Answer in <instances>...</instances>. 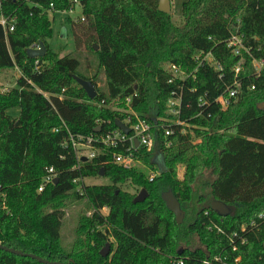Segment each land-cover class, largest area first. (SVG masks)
<instances>
[{
	"label": "trees",
	"instance_id": "16d2710c",
	"mask_svg": "<svg viewBox=\"0 0 264 264\" xmlns=\"http://www.w3.org/2000/svg\"><path fill=\"white\" fill-rule=\"evenodd\" d=\"M158 5L159 0L4 2L3 11L17 22L7 37L0 26V73L17 69L21 77L11 91H0L1 245L65 264H204L208 257L214 264L216 256L228 264H264V68L258 75L253 66L254 60L264 62V0H188L181 26ZM77 6L82 17L71 29L76 51L84 46L98 61L92 78L82 73L78 56L59 57L48 45L50 14ZM233 38L243 46L241 55L228 47ZM40 43L45 57L31 58L28 50ZM209 53L220 71L199 66L198 58ZM170 65L199 71L196 79L173 80ZM101 74L106 92L99 86ZM74 76L93 83V101ZM235 81L241 93L223 110L217 100ZM174 94L182 95L178 118L185 125H172L173 135L166 138L160 124L173 118L167 102ZM112 104L158 122L155 148L139 149L135 158L159 171L161 155L166 173L150 181L114 163L109 153L76 168L71 137L117 130L116 122L128 116L135 122ZM13 109H19L18 118L8 115ZM50 168L58 181L39 193ZM206 171L215 175L208 193L204 185L196 187ZM101 172L111 184L81 188L75 182ZM125 184L148 197L135 204L138 193L121 190ZM168 190L185 213L182 225L162 199ZM82 201L92 215H80L67 250L61 239L66 209ZM213 201L232 213L204 209ZM103 207L109 215L101 213ZM111 239L115 246L104 258L100 253ZM0 264L41 263L0 250Z\"/></svg>",
	"mask_w": 264,
	"mask_h": 264
},
{
	"label": "built area",
	"instance_id": "2783aa9c",
	"mask_svg": "<svg viewBox=\"0 0 264 264\" xmlns=\"http://www.w3.org/2000/svg\"><path fill=\"white\" fill-rule=\"evenodd\" d=\"M7 0H0V26L3 28L4 33L6 37L13 33L16 29V22L17 19L14 16H8L3 11L4 2ZM53 8V5H51ZM70 13L73 12V10L68 11ZM82 20H84L82 18ZM229 48H234L233 53L235 55H241V49H243L241 42L233 38L230 43L228 44ZM40 44H34L30 49H39ZM248 54L249 52L246 51ZM199 66L207 65L211 68L220 71L222 69L221 65L215 61V58H213V54L209 53L207 54L203 60H200V57L198 58ZM199 66L196 67L194 71L188 72L184 70L181 66L176 65H170L168 69L172 72L173 80L175 78H180L181 80H187V79H196L197 72L199 71ZM253 66L256 71V73L259 75L261 73V70L264 68V62L254 60ZM241 72V65L238 64L235 67V76L237 77L239 73ZM172 80V81H173ZM254 90V87H252ZM240 91V85L237 81H235L234 86L229 88L227 90V93L223 96H221L217 101L221 105L223 110H226L232 99L236 98ZM47 96L46 94H44ZM130 102V100H128ZM200 103L203 101L200 100ZM167 108H168V114L173 117L172 119L164 120L168 121L160 124V127L164 129L165 137H169L173 135L172 125H185L179 120V116L181 114L182 109V95H175L172 96L168 102H167ZM134 116L135 122H133V117L128 116L123 123L128 126L131 129L130 134L123 133L120 129L117 130H110L106 131L105 133H102L100 135H90L87 137H79L77 140H75L73 137H71V143L72 148L75 151L76 158L78 161V164L76 166L77 169L80 168L81 162L93 160L99 156L104 155L105 153H109L112 155V159L114 163H116L119 166H122L125 169H134L138 170V166L148 169L146 165H144L141 160H137L135 158V153L139 149H145L147 151H152L155 148L156 144V137H155V131L157 130L158 122L155 123V125L151 124L145 119H141L134 113H130ZM176 118V119H175ZM66 128V126H64ZM67 129V128H66ZM185 131V129H184ZM183 131V132H184ZM54 132H58L57 129L54 130ZM137 141L139 144L137 145ZM149 175L146 176V178L150 181H153L155 178L161 175L160 170L159 171H152L148 169ZM56 175L53 168L48 169L47 175L44 177L42 184L40 185L38 192L41 193L44 191V189L52 184L55 181ZM85 179H79L75 182L82 183L80 186L83 188L85 185L84 183ZM79 191L81 192V189L79 188ZM221 231V230H219ZM243 245L247 243V240L243 239L241 242ZM238 249L237 246L233 248V251H236ZM239 259H237L238 261ZM214 264H228L226 262H223L221 257L216 256L214 259ZM236 261V262H237ZM211 260L207 259L204 264H211ZM182 264V263H181Z\"/></svg>",
	"mask_w": 264,
	"mask_h": 264
},
{
	"label": "rangeland",
	"instance_id": "374dc122",
	"mask_svg": "<svg viewBox=\"0 0 264 264\" xmlns=\"http://www.w3.org/2000/svg\"><path fill=\"white\" fill-rule=\"evenodd\" d=\"M188 0H171V19L172 22L176 25L181 26L183 24L182 17V6ZM82 17V10L80 7H75L72 13L70 12H57L54 14H50V19L53 22V36L48 40V45L52 52L59 55V57H65L69 55H75L80 58L82 62V73L92 78L97 73L98 61L95 56L91 53L87 52L86 48L83 46L79 51H76V45L74 41V36L71 29V22L77 21ZM66 28L67 35L65 38H62L61 32L62 29ZM214 58V57H213ZM21 77L20 72L17 69L4 70L0 73V91L1 92H9L11 91L15 85L17 80ZM101 81L99 82V86L101 91L106 92V82L105 76L100 75ZM113 110L125 113H134L131 109L126 107L119 106L117 104H112L110 106ZM136 114V113H134ZM8 115L13 118H18L20 115L19 109H13L8 112ZM139 171L145 174V176L149 175L148 169L137 165ZM155 172V171H154ZM215 179V175L211 171H206L205 174L201 177L199 183L196 187L200 185L203 186L204 191L206 193L209 192L208 184L211 183ZM86 186H100V185H109L111 184L110 180L105 178L104 176L87 178L84 181ZM120 189L131 194H140L139 190L131 186L130 184L121 185ZM137 195V196H138ZM86 202H79L73 205H70L66 209V216L63 220V226L61 229V239L64 247L68 250L70 245L74 242L76 238V228L78 226L79 217L81 214L85 213L87 217L92 215V211H89L86 208ZM101 213L105 216L109 215L110 208L103 207L100 209ZM110 246L113 244L115 246L114 240L111 239ZM111 251V249H110Z\"/></svg>",
	"mask_w": 264,
	"mask_h": 264
},
{
	"label": "water",
	"instance_id": "95a60500",
	"mask_svg": "<svg viewBox=\"0 0 264 264\" xmlns=\"http://www.w3.org/2000/svg\"><path fill=\"white\" fill-rule=\"evenodd\" d=\"M159 11L166 13V14H171L172 6H171V0H159V5H158ZM67 35V30L66 28L62 29L61 36L62 38H65ZM47 53V48L43 43H40V48L39 49H29L28 54L31 58H43L45 57ZM76 82L86 91L89 99L93 101L97 97V91L96 88L94 87L93 83L91 81L84 80L80 77L74 76ZM259 109H264V104H261L259 106ZM116 126L118 129H120L123 133L125 134H130L131 129L126 126L122 121H117ZM100 128L98 129V132H100ZM139 142L137 141V145ZM156 162L159 166V170L161 174H164L167 172V168L164 164L163 158L161 155H158ZM100 176H104V172H101ZM58 181V179L55 180V183ZM148 197V194L145 190H142L140 194L134 199V203H142L145 201V199ZM163 201L166 203L168 209L175 215L176 222L178 225H182L184 222V217L185 213L181 209L180 203L177 200V198L174 196L173 192L171 190H168V192L164 193L162 195ZM204 209H211L215 212H217L221 216H227L230 215L232 212L231 210L223 203L218 202V201H213L208 205L204 206ZM110 249L111 246L108 243L106 247L101 251V256L106 258L107 256L110 255ZM0 250H3L5 252L11 253L16 256L20 257H26V258H31L33 260L38 261L41 264H65V263H59V262H51L48 260H45L39 256H36L34 254H27L23 253L21 251L15 250L13 248H8L0 244ZM182 252V251H181ZM209 258V257H208ZM207 258V259H208Z\"/></svg>",
	"mask_w": 264,
	"mask_h": 264
}]
</instances>
